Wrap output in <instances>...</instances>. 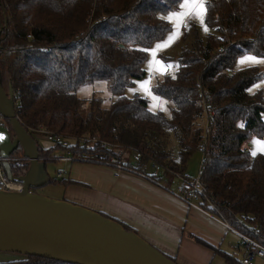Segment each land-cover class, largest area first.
<instances>
[{"label":"trees","instance_id":"16d2710c","mask_svg":"<svg viewBox=\"0 0 264 264\" xmlns=\"http://www.w3.org/2000/svg\"><path fill=\"white\" fill-rule=\"evenodd\" d=\"M179 5L180 0H0L1 87L18 93L16 118L34 140L42 128L70 142L44 148L35 140L44 162L61 150L81 155L84 163L136 172L156 165L161 171L153 179L170 183L187 174V161L200 152L201 208L264 247V155L243 147L252 138L264 139V91H251L264 73L256 66L235 69L241 56L264 57V0H205L208 34L202 40L189 23L176 72L151 87L171 103L167 117L124 91L143 78L144 49L171 31L165 14ZM103 81L115 97L108 106L100 97L82 101L75 94ZM27 168L26 163L12 172ZM6 254L21 259L0 264H63Z\"/></svg>","mask_w":264,"mask_h":264},{"label":"water","instance_id":"95a60500","mask_svg":"<svg viewBox=\"0 0 264 264\" xmlns=\"http://www.w3.org/2000/svg\"><path fill=\"white\" fill-rule=\"evenodd\" d=\"M0 158L18 150L28 168L7 179L21 191H0V253L20 254L67 264H176L137 234L94 210L65 200L41 196L32 189L49 183L37 142L19 124L14 96L5 93L0 78Z\"/></svg>","mask_w":264,"mask_h":264},{"label":"crops","instance_id":"0c3cea01","mask_svg":"<svg viewBox=\"0 0 264 264\" xmlns=\"http://www.w3.org/2000/svg\"><path fill=\"white\" fill-rule=\"evenodd\" d=\"M261 142L264 139L252 146L255 154L261 153ZM76 163L88 165L77 168L76 177L74 170H63L66 174L61 179L77 183L68 187L56 184L62 188V200L114 218L176 264H227L216 250L241 264L239 237L216 216L176 197L178 185H159L127 171ZM4 259L9 257L0 262ZM250 264H264V260L254 258Z\"/></svg>","mask_w":264,"mask_h":264},{"label":"rangeland","instance_id":"374dc122","mask_svg":"<svg viewBox=\"0 0 264 264\" xmlns=\"http://www.w3.org/2000/svg\"><path fill=\"white\" fill-rule=\"evenodd\" d=\"M198 5L194 4H186V5H179L177 10L169 12L165 14V19L169 22L170 25V32H168L161 41L155 42L151 45L149 49H155L156 55L152 56L147 53L146 62L143 66L144 70V76L142 79L134 81V84L130 87H127L124 91V94L126 97L131 98L135 94H138L141 98H144L147 101V107L149 111L151 112H161L164 116H169L170 109L172 108L171 103L167 100H164L158 96H156L153 92H151V87L156 84L158 81H161L164 79L165 75L172 76L177 70V57L179 55V52L182 48V38L184 33V28L189 23H194L196 25V28L199 31V36L202 40H204L205 36L208 34L205 33L202 29L204 28V23H201V20L204 21V16L202 17L197 14L198 11ZM179 14V15H176ZM163 42L160 47H157L158 43ZM164 45H169L165 47ZM248 56V55H246ZM245 57L241 56L240 58ZM159 60L161 64H156L155 61ZM164 67V71H159L161 67ZM258 67L260 71L264 73V62H247L244 64H238L236 62L235 69L245 68V67ZM137 81H141L145 83V86L142 87L139 83H136ZM256 89H262L264 91V78L260 81L256 82V84L252 87L251 91H256ZM75 94L82 100L87 101L89 98L95 96L100 97L103 100V106H108L115 97L109 92L108 86L106 82H94L90 83L86 86L79 87ZM83 111H86V105H83L82 107ZM0 122H4L0 118ZM35 140L38 141V144L40 147H51L54 146L52 142L47 141L42 136L35 137ZM259 140V139H258ZM257 139L252 138L248 141H246L243 145V147L247 150H249L252 153H255V149L252 148V146L256 145ZM256 148V147H255ZM63 151H53V155L56 157H60L63 155ZM264 155V154H263ZM202 160V156L200 152L194 153L190 159L186 163V173L191 179H195L198 177L200 172V163ZM88 164H82V163H65L63 161H48L45 164V170L47 171L49 181H59L60 179H57V173L61 172L63 170L72 169L74 170V176L77 175V168L80 166H87ZM107 167L111 168L110 166L106 165ZM105 166V167H106ZM83 169V168H82ZM113 170V169H112ZM153 169L148 168L147 173L152 174ZM151 173H149V172ZM159 176V175H157ZM174 185H180V179L174 178L172 180ZM62 188L58 185H52V184H46V186L42 188L33 189V192L44 196L49 197L51 199L55 200H62L63 194H62ZM86 208V207H85ZM89 209V208H87ZM91 210V209H90ZM110 217V216H109ZM114 219V218H111ZM8 258L4 259L0 263L3 262H9L14 261L17 257L14 255L2 253L0 254V258ZM17 259H21L18 257Z\"/></svg>","mask_w":264,"mask_h":264},{"label":"built area","instance_id":"2783aa9c","mask_svg":"<svg viewBox=\"0 0 264 264\" xmlns=\"http://www.w3.org/2000/svg\"><path fill=\"white\" fill-rule=\"evenodd\" d=\"M18 93L13 94L14 99L17 96ZM19 104V102L16 100L14 102V107H16ZM37 136H42L44 137L47 141L52 142L53 144H61L63 147H68L70 145V142L67 140H63L60 137L55 136L54 134H51L49 132H47L45 129L39 128ZM94 141V140H93ZM82 143H84V141H80ZM89 146H86V148H88ZM139 157L140 155L137 153L134 157H133V162L136 163L137 161H139ZM50 161H57V160H61L65 163H76V161H80V162H84V158L81 155H72L70 154V152H64L63 155H61L60 157H56V158H50ZM6 162L8 163V165L11 168V171H13L15 168H24V166L27 163V160L24 159V157H10L8 159H2L0 158V191H7V192H15V191H21L22 187L20 183H12L7 179L6 174L3 171L2 168V163ZM148 168L153 169L152 174L149 175L148 173H146V170ZM114 169H117L119 171H127L131 174L134 175H138L150 182H155L157 183L152 175L157 176L160 175V168H158V166L156 165H152V166H143V169L139 172L134 171L133 169L130 168H123L121 167H116ZM14 173V172H13ZM25 172H21L18 174H15L16 176H21L23 175ZM66 174V172L61 171L57 173V179H61L64 175ZM14 175V176H15ZM188 175L185 174L182 178L180 179L181 184L178 185V187L176 188L175 191V196L178 197L182 202L187 203L189 206H193L196 205L198 208H201L200 206V202L203 201L204 198V186L201 184V182L198 180V177L195 179H191L189 177L188 181H185V177H187ZM159 185H161V183H158ZM194 206V207H196ZM225 226L227 227V229L230 231H233L240 239V241L242 242L241 245V249H242V264H250L251 261L254 258H259V259H263L264 260V247L262 245H260L258 242L254 241L253 239H251L250 237H248L247 235H244L240 232H238L236 229H234L231 226H227L225 224Z\"/></svg>","mask_w":264,"mask_h":264},{"label":"snow or ice","instance_id":"6c2138e0","mask_svg":"<svg viewBox=\"0 0 264 264\" xmlns=\"http://www.w3.org/2000/svg\"><path fill=\"white\" fill-rule=\"evenodd\" d=\"M180 4L183 6V5H186V4H194V5H198V11H197V14L199 16H203V15H206V7H205V0H180ZM176 15H179V14H176ZM201 23H203V21L201 20ZM205 33L208 32V28L207 27H204L202 29ZM163 42H160L158 43L157 47H160V45L162 44ZM165 47L169 46V45H164ZM144 51L146 53H148L149 55H152V56H155L156 55V51L155 49H144ZM247 62H253V63H256V62H264V57H254V56H245V57H242V58H238L237 60V63L238 64H244V63H247ZM156 64H161V62L159 60L155 61ZM159 71H164V67L162 66L160 69H158ZM136 83H139L142 87L145 86V83L144 82H141V81H137ZM247 90V89H246ZM262 145H264V142H261ZM261 154H264V146H262L261 148ZM253 155H255V153H253Z\"/></svg>","mask_w":264,"mask_h":264},{"label":"flooded vegetation","instance_id":"af4514ba","mask_svg":"<svg viewBox=\"0 0 264 264\" xmlns=\"http://www.w3.org/2000/svg\"><path fill=\"white\" fill-rule=\"evenodd\" d=\"M35 189V188H34ZM32 191H33V189H32Z\"/></svg>","mask_w":264,"mask_h":264}]
</instances>
